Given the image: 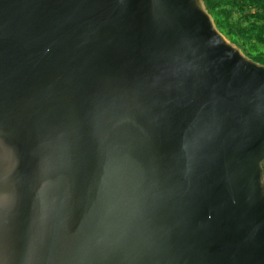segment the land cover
<instances>
[{
  "label": "water",
  "instance_id": "obj_1",
  "mask_svg": "<svg viewBox=\"0 0 264 264\" xmlns=\"http://www.w3.org/2000/svg\"><path fill=\"white\" fill-rule=\"evenodd\" d=\"M263 163L204 0H0V264H264Z\"/></svg>",
  "mask_w": 264,
  "mask_h": 264
},
{
  "label": "trees",
  "instance_id": "obj_2",
  "mask_svg": "<svg viewBox=\"0 0 264 264\" xmlns=\"http://www.w3.org/2000/svg\"><path fill=\"white\" fill-rule=\"evenodd\" d=\"M205 2L218 28L247 56L264 63V0Z\"/></svg>",
  "mask_w": 264,
  "mask_h": 264
},
{
  "label": "flooded vegetation",
  "instance_id": "obj_3",
  "mask_svg": "<svg viewBox=\"0 0 264 264\" xmlns=\"http://www.w3.org/2000/svg\"><path fill=\"white\" fill-rule=\"evenodd\" d=\"M205 1V0H204ZM205 4H206V2H205ZM206 7H207V4H206ZM207 9H208V7H207ZM208 11H209V9H208ZM211 13V12H210ZM213 16V15H212Z\"/></svg>",
  "mask_w": 264,
  "mask_h": 264
},
{
  "label": "rangeland",
  "instance_id": "obj_4",
  "mask_svg": "<svg viewBox=\"0 0 264 264\" xmlns=\"http://www.w3.org/2000/svg\"><path fill=\"white\" fill-rule=\"evenodd\" d=\"M243 51V50H242ZM244 52V51H243ZM245 53V52H244Z\"/></svg>",
  "mask_w": 264,
  "mask_h": 264
}]
</instances>
